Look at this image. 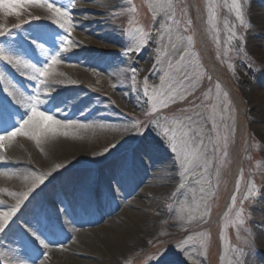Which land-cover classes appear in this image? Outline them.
Wrapping results in <instances>:
<instances>
[{
  "label": "rangeland",
  "instance_id": "374dc122",
  "mask_svg": "<svg viewBox=\"0 0 264 264\" xmlns=\"http://www.w3.org/2000/svg\"><path fill=\"white\" fill-rule=\"evenodd\" d=\"M39 1L43 4L37 6ZM39 1L22 0L15 11L0 7V30H10L0 35V47L11 55L18 48L25 57V44L37 41L43 49L47 45L56 50L61 58V47L70 49V54L81 53L79 60L72 61L91 72L89 90L79 92L88 107L84 110L85 102L67 105L64 112L71 118L78 113L87 119L101 117L100 126L97 130L81 126L70 135L71 141L88 151V158L85 164H73L65 170L73 173L75 182L80 171H88L89 182L77 184L76 194L70 192L49 203L44 208V221L17 217L31 199L41 197L42 188L59 186L63 171L58 177L51 173L0 232V253L18 247L21 254L14 264H40L51 257L66 264V255L80 258L70 248L62 255L53 249L68 246L73 235L82 231L78 226L72 233L65 231L57 220L67 221L71 199L89 191L97 196L95 205L103 198L116 204L110 218L120 214L123 206L136 212L145 205H149L150 214L162 217L157 231L138 235L141 245L137 249L104 264H264V0H116L106 13L96 12L107 14L109 31L118 35L119 42L88 33L85 40L101 42L102 47L82 51L78 50L80 45L87 43L60 28L58 18L47 7L55 3L68 8L72 31H83L74 16L76 0ZM65 35L68 40L63 43ZM39 48L34 47V51L46 53ZM142 56L148 59H140ZM185 70L192 74L194 89H189L184 99L162 107L153 97L167 91L170 84L175 87L179 72ZM67 100L54 102L47 112L60 110ZM194 111L200 115L195 116ZM188 117L196 123H190ZM164 128L169 129L168 138ZM36 131L29 126V135L21 134L27 146L38 145L51 130L42 133L39 141L32 135ZM181 131H188L194 139L179 152L178 159L172 150V135ZM111 145L115 146L100 155ZM95 153L98 164L92 162ZM40 173L48 172L31 165L19 181L14 182L17 177L12 175L6 186L0 185V201H10L1 204L0 212L15 206L17 196L12 193L27 191ZM127 173L131 174L125 177ZM136 174L142 177L125 197L111 195L110 181L132 184ZM93 175L96 179L92 182ZM148 184L166 189L160 196L140 194ZM152 199L159 202L161 210L148 204ZM92 206L90 212L102 213ZM53 220L55 235L63 236L59 242L45 239ZM103 222L99 220L94 226ZM96 248L103 250L100 245Z\"/></svg>",
  "mask_w": 264,
  "mask_h": 264
},
{
  "label": "bare ground",
  "instance_id": "6f19581e",
  "mask_svg": "<svg viewBox=\"0 0 264 264\" xmlns=\"http://www.w3.org/2000/svg\"><path fill=\"white\" fill-rule=\"evenodd\" d=\"M90 1L92 0H76V4L73 8L75 11L74 16L77 20L76 24L78 27L82 28L83 31L74 30L71 32V35L78 36L87 43L80 45L78 49L80 51H82V49L102 47L101 42H92V40L86 41L85 34L88 33H93L114 44L119 42L118 35L109 31L107 14H99L96 12L98 10H103L106 13V11L110 10L115 4L116 0ZM39 2H37V6L43 4L41 1ZM87 12H89V15H87ZM96 21L98 24H94ZM97 26H100L101 29L96 31L95 27ZM21 41L23 42L22 39L19 40V42ZM15 47L16 46H13V49ZM34 47H40L39 51L44 50L46 53H36ZM23 48V52H26L25 57L20 55L21 50L18 48L15 49L16 54H14V56H19L22 60L18 69H12L11 64L0 59V135H6V133L18 127L24 119H27V115L30 114V109L26 107V105L30 102L29 97L31 96L38 95L41 101V103L38 104L39 110L60 120L61 124L55 126V130H51L46 137L41 139L42 141H40L38 145L27 146L25 136L20 137L21 134L16 137L6 138L3 142H0L2 143V146H0V185L6 186L9 177L12 175L17 177L13 179L14 182L19 181L23 177L21 175L26 174L28 167L31 165L37 164L43 170L52 173L55 177H58L60 175L59 173L63 171V179H59L58 181L59 186L49 185L48 187L42 188L41 197L31 199L29 204L17 213V217L22 218V216H30L37 222L45 220L44 208L51 205L49 203H52L53 200L57 202V200L67 193L72 192L76 194L75 191L77 190H75V188L78 189V187H80V185L77 184H82L83 182L86 184L89 182L88 171L87 173L80 171V174L76 175L78 182H75L71 177L73 173H71L70 170H65L73 164H85L86 158H88L85 155L88 151L79 145L77 141H71L70 135L71 133L75 134V131L81 126L97 130L99 128L98 126H100L99 122L101 117L100 119H98V117H89V119H87L78 113L75 115V118H71L68 112H64L67 105L77 106L85 102L84 110L88 107V104L86 105L88 101L79 95V92L89 90L91 86V72L81 67L79 62L74 63L72 61L79 60L80 57L78 55H81V53L75 55L73 52L70 54L69 51H61L64 59L57 55L56 50H50L47 45H45L43 49V44L37 41H30L29 44H25ZM53 55L57 56L56 63L51 62V57ZM140 59L146 61L148 56H142ZM132 61L135 60L133 59L130 62ZM25 63L35 64L37 67H43L47 64L48 75L41 78L42 82L31 79L33 75L32 69L25 68ZM84 63L86 62L84 61ZM10 77L13 80L7 81L6 79ZM5 89H7V91H5ZM9 93H11L15 99ZM67 98H69V100H67V103L63 105L60 110H55L53 113L47 112L52 109L51 106H53L54 102H65ZM16 100L20 101V103H17ZM262 112L264 113V107ZM28 127L25 131H27ZM118 130L121 132L123 131L122 128ZM79 133L83 134L81 132ZM16 140L20 141L18 145L15 143ZM139 152L141 153V151ZM98 157L96 153L92 154L91 158L94 164L99 163L100 159ZM57 165H61L58 170ZM148 166H150V164ZM132 171L134 174L137 173L136 170ZM159 172L160 171H158V174ZM130 174L131 173L125 174V177ZM136 175H138V178H135L132 184H127L128 186L126 184H118L110 181L109 191L111 195L115 197L118 195L125 197L128 191L137 186L139 178L142 177V175ZM125 177L123 179H125ZM92 178L93 182L96 179L95 175H93ZM102 178L103 175L101 176V179ZM165 189L166 187L164 186L152 188V186L148 184L140 194L149 193L153 196H155V194L160 196ZM96 198L97 196L92 195L89 191L80 194L77 193V195L71 199L72 202L67 208V221L61 219L57 220V222L63 224L65 231L67 230L71 233L74 226L82 227V231L73 235L75 238L70 240L68 246H60L59 248L53 249V253L57 255H62L63 251L66 250L65 248H70L76 254L80 255V258L73 255H66L64 257V263L66 264H70L71 261L78 264H104L107 259L114 258V256L119 258L130 250L137 249L141 245L138 239L139 234L150 235L157 231L160 218L162 217H160L161 215L150 214L149 205L141 207L143 210L136 212L131 211L128 206H123L120 214L110 218V212L113 211L116 204H110L103 198L99 199L100 205H95L98 202ZM150 201L147 202L148 204L152 203V208H156V211L161 210V206L157 200L152 199ZM9 202L10 201L0 203V208H2L1 204H10ZM136 204H140L139 201L138 203L136 202ZM92 205L98 207L102 213L96 211L90 212V206ZM102 219H104L105 222L98 226H94V223ZM13 227H11V231L12 229L13 231L15 230ZM21 239L25 243V239L22 236ZM45 239L51 242H59V240L63 239V236L58 238L55 235L54 226L52 225ZM96 245L103 247V250H98ZM11 249V251H2L3 253H0V259L3 264H9L7 263L8 261H10V264H14L19 258L21 250L18 247H11ZM61 263L54 257L48 260L44 259L40 262V264Z\"/></svg>",
  "mask_w": 264,
  "mask_h": 264
},
{
  "label": "snow or ice",
  "instance_id": "6c2138e0",
  "mask_svg": "<svg viewBox=\"0 0 264 264\" xmlns=\"http://www.w3.org/2000/svg\"><path fill=\"white\" fill-rule=\"evenodd\" d=\"M20 6H22V0H14V2H9V0H0V7L6 10H9V11H15ZM47 7L50 10V12L53 14V17L58 18L56 20V23L58 24V26L62 28L63 30H65L68 34H70L74 27V24H73V19L70 16L69 9L61 8L57 6L55 3H48ZM19 26L20 25H15L14 27H19ZM8 32L0 30V35H4ZM67 40H68V36L65 35L63 37V43L66 42ZM69 50L70 49L68 48L61 47V51H69ZM57 55H59V53H57ZM0 59L8 62L14 67L19 66L22 62L21 57L14 56V55L7 53L2 47H0ZM51 62L52 63L57 62L56 55H53L51 57ZM24 67L32 69L33 75L31 79L36 80L38 82H42L41 78L46 77L48 75V65L47 64H45L43 67H37L35 64L25 63ZM164 79L165 77L162 76L161 81L163 82ZM194 86H195V83L192 80V74L185 70V71L179 72V79L177 80L175 87H173L170 84L168 86L167 91H161L159 93V97H153V99H158L162 107H167L168 103L175 102L177 98L184 99L185 96L189 94V89H194ZM5 91H7V89H5ZM9 94L12 95L11 93ZM145 95H147V85L145 86ZM13 98L15 99L14 96ZM29 101L30 102L26 105V107L30 109V114L27 115V119H24L18 127L6 133V135H0V142H3L6 138L16 137L19 134L29 135V133L25 131V129L30 125L38 129V131H36L32 135L34 139H37V141H39V137L42 133L48 130L54 131L55 126L61 124L60 120H57L52 115L46 114L44 111L39 110L38 104L41 103V101L39 100L38 95L29 97ZM17 103H20V101H17ZM193 114L195 116L200 115L199 112H195V111L193 112ZM187 119L192 124L196 123V121H194L192 117H188ZM168 133H169V129L164 128L163 134L165 138H168ZM197 134L199 135V133ZM193 139L194 137H191L188 131H181L179 134H177L176 132H173L172 150L173 152L178 153V159L180 158L179 152L188 148L189 145L192 143ZM0 146H2V143H0ZM114 146L115 145L109 146L100 155L109 151L110 148ZM60 167L61 165H57V170ZM49 175H51V173H40L35 178V182L31 184V187H29L27 191L19 193V194L12 193L13 196H17V202L15 206H12L9 211L0 212V232H2L6 228V226L10 223L12 218L15 216V214L18 212V210L21 208V206L23 205L25 200L30 196V194L40 184H42ZM41 243L43 244V241H41Z\"/></svg>",
  "mask_w": 264,
  "mask_h": 264
}]
</instances>
